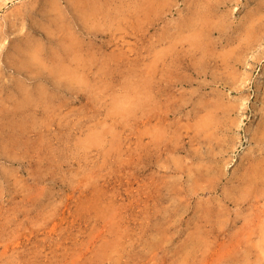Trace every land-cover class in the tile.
I'll return each instance as SVG.
<instances>
[{
    "label": "rangeland",
    "instance_id": "rangeland-1",
    "mask_svg": "<svg viewBox=\"0 0 264 264\" xmlns=\"http://www.w3.org/2000/svg\"><path fill=\"white\" fill-rule=\"evenodd\" d=\"M0 264H264V0H0Z\"/></svg>",
    "mask_w": 264,
    "mask_h": 264
},
{
    "label": "bare ground",
    "instance_id": "bare-ground-1",
    "mask_svg": "<svg viewBox=\"0 0 264 264\" xmlns=\"http://www.w3.org/2000/svg\"><path fill=\"white\" fill-rule=\"evenodd\" d=\"M200 5V4H199ZM201 17V16H200ZM64 70H65V68H64ZM140 101V100H139ZM259 226V225H258Z\"/></svg>",
    "mask_w": 264,
    "mask_h": 264
}]
</instances>
